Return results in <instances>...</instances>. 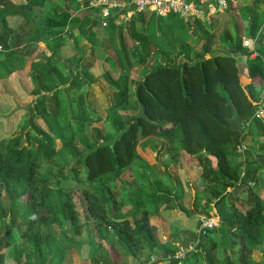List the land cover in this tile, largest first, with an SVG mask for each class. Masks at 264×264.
Returning <instances> with one entry per match:
<instances>
[{
  "label": "trees",
  "instance_id": "trees-1",
  "mask_svg": "<svg viewBox=\"0 0 264 264\" xmlns=\"http://www.w3.org/2000/svg\"><path fill=\"white\" fill-rule=\"evenodd\" d=\"M46 1L20 4L16 12L23 17L24 26L13 32L6 23L13 4L0 0V43L6 47L0 53V82L19 77L34 104L29 123L38 117L47 127L44 132L30 125L15 137H8L10 133L5 131L0 134V264L9 249L15 264H63L65 248L57 239L71 242L67 233L72 238L83 236L84 243L91 244L88 264H261L252 260V252L264 253V120L244 126L264 89V50L257 48V55L249 58L241 45L243 36L233 39L227 35L228 51L211 53L212 30L193 19V24H187L194 27L193 36L198 38L197 28L206 34L195 59L187 60L183 54L174 63L156 64L135 81L129 73H140L149 60L147 16L151 13L135 14L125 25L122 18L126 11H121L106 28L101 27L97 10L75 17L62 10L54 18L40 21L35 9ZM260 26L253 18L248 35L257 38L259 48L264 39V26L259 30ZM157 27L162 30L159 23ZM75 29L80 40L89 43L98 36H117L115 59L103 58L102 80L91 73L96 65L94 47L86 58H78L79 68L68 84L54 77L59 74L63 47ZM40 33L45 35L47 55L38 51ZM72 49L78 54L82 48L75 41ZM172 50L170 44L165 55L170 58ZM35 54L41 58L35 59ZM25 57L30 61V86L25 85ZM133 58L140 59V64L133 67ZM108 64L115 68V78L106 69ZM130 93L139 109L126 122L117 112L127 105ZM68 96H77L76 102ZM74 104L79 112L73 110ZM97 105L106 108V123L110 114L119 119L109 127L115 134L102 140L100 130L95 129L97 141L91 148L81 154L69 150L71 164L62 160V166L54 170L50 162L66 153L64 146L81 135L85 125L102 123L104 117L96 114ZM62 107H66L67 118L65 124L56 125V135L52 122L58 120ZM250 134L257 139V147L241 151ZM146 142H153L151 158L156 168L166 159L175 161L165 167L168 187L177 181L169 173L176 163L193 162L200 171L195 185L204 188L209 210L213 205L219 215L218 226L191 234L193 250L187 249L181 259H174V251L163 248L158 227L149 221L160 205L170 202L155 190L150 178L147 200L154 209L137 203L132 216L121 214L120 189L127 185L125 175L133 163L142 158L141 146ZM108 231L115 233V239ZM219 251L225 256L220 258Z\"/></svg>",
  "mask_w": 264,
  "mask_h": 264
},
{
  "label": "rangeland",
  "instance_id": "rangeland-1",
  "mask_svg": "<svg viewBox=\"0 0 264 264\" xmlns=\"http://www.w3.org/2000/svg\"><path fill=\"white\" fill-rule=\"evenodd\" d=\"M13 7H11V14L6 15V23L8 28L13 31H19L22 26H24L23 17L21 18L15 17L14 20L9 19L11 15H19L16 11L19 7V3L26 2L25 0H11ZM15 1V3H14ZM28 1V0H27ZM73 2H76L73 0ZM17 3V4H16ZM62 5V4H61ZM68 6V5H67ZM85 4L82 2L78 6L73 7L70 5L69 11L71 14L80 15L84 10ZM228 6L230 11V16L235 10L240 7L243 8L246 6V0H228ZM49 6L45 5L42 8H36V12L39 18L38 20L44 19L45 12L47 13ZM60 8V7H59ZM225 15V14H224ZM1 17V16H0ZM147 37L150 41V46L148 47L149 52V60L146 62L145 68L142 69L140 73H134L131 71L130 79L138 81L149 69L154 67L156 64H163L167 61L174 63L179 59V57L186 55L185 58L187 60L195 59V55L199 53V48L204 44L205 40H202V31L197 28L196 34L198 38L193 36L194 27L189 28L187 26L188 22L193 24V19L184 20L178 19L174 15H169L167 17H163L160 19H156L154 16H147ZM225 22V19L224 21ZM162 27V30H158L157 24ZM10 26V27H9ZM207 29H209L208 24L206 23ZM2 31L1 27V18H0V32ZM93 31H91L92 33ZM192 32V33H191ZM205 33V32H204ZM104 34V30L100 29V35ZM206 35V34H205ZM38 39L40 41H44L45 35H38ZM13 37V33L9 36V43ZM126 37V36H125ZM94 41L91 42L92 47H94L95 53V62L96 65L93 69H91V73L93 76L95 75L97 78L102 80L100 75V68L104 65L103 58L106 56L110 57L112 60L115 59L116 48L118 46L117 36L115 38L112 35L108 36H98ZM200 38V39H199ZM199 39V40H198ZM126 40H129L127 38ZM210 40L215 41L214 37H211ZM173 45V50L169 54L170 58L165 55L166 50L169 45ZM22 45L18 46L20 49ZM6 47L0 43V53H4ZM134 46L130 45V50H132ZM44 53L49 52L47 46L42 47ZM90 46H86L82 49L77 56L73 54V51L69 53H64L59 58V62L57 67L59 69V74L54 77L58 80L63 79L64 84H68L70 82L71 77L74 75V71L79 68V60L78 58L84 59L87 55H89ZM139 52V56L141 54V50L139 47L137 48ZM38 51H40L38 47ZM64 52V51H63ZM62 52V53H63ZM73 55V56H71ZM35 59H40V55L35 54ZM71 58V59H70ZM184 58V59H185ZM70 59V60H69ZM29 59L27 57L24 58L23 62V72L27 73L25 85L30 86L32 81L30 80V71H29ZM140 59L133 58V67L140 64ZM107 70H110L113 74L115 73V68L112 65L106 66ZM116 75L114 74V78ZM130 91L131 88H129ZM86 88H81V91L84 92ZM60 97V96H59ZM73 99V103L76 102L77 96H68ZM96 98H100L99 95L95 96ZM110 98V97H109ZM103 106L108 107V102L105 99H102ZM64 104V103H63ZM33 102L32 96L26 95L25 87L21 86V80L19 77H14L9 81L0 82V134L2 131L9 132L8 137L20 136L26 131H28L29 126H35L36 128L47 132V127L44 121L41 118L33 117L32 124L29 123L31 120V115L33 112ZM74 111L79 112L78 105L74 104ZM99 106V107H98ZM103 106L97 105L95 108L96 114L104 117L101 124L89 123L85 125L83 129V133L79 135L75 140L71 143H68L64 146L66 149V153H61L59 159H55L50 162V166L55 170L62 166V162L66 161L71 164L73 158L69 150H75L77 153H84L86 150L91 148L94 142L97 141V134L95 129H99V136L102 140L112 138L115 132H111L109 127L113 122H118L116 116L114 114H110L106 123L107 115L106 108L103 109ZM136 101L135 95L130 93L129 102L126 106L120 108V111L117 114L120 116L119 118L125 119L126 122L131 121V117L135 115L139 109ZM66 107H62L60 110V115L56 122H52L55 125V130L57 132L56 125L65 124L66 120ZM76 121V120H73ZM106 123V124H104ZM58 135V132L56 133ZM252 136H250L251 138ZM251 140H245L244 146L248 145L249 150H253L255 147L253 144H250ZM59 143V140L57 141ZM60 144V143H59ZM153 142H146L141 146V155L142 158L136 160L128 174L125 175L126 184L123 189H120L121 196L123 199L124 206L121 210V214L132 216L136 211L137 203L144 206V208L153 210L154 205L150 200H147L150 197V192L148 190V178H150L151 183L153 184L155 190L162 195L165 194L167 198L170 199L169 203H165L160 205L157 212H153L150 215L149 221L151 224H154L159 229V236H161L164 241L163 248L167 251L173 252L177 254V256H182L187 249H191V234L198 231L199 226L201 224V219L203 217H209V206L206 204V193L204 192L203 187H198L195 185V181L198 179L200 175V171L197 166L192 163L179 162L176 163L175 167L171 170V174H174L177 177V181H172L171 186H167L165 175V167L175 164L173 159H166L159 164V168L153 163V159L151 158V154L153 153L152 149ZM60 146V145H59ZM246 148V146H245ZM74 157V156H73ZM67 159V160H64ZM63 160V161H62ZM68 171V168L66 169ZM165 176V177H164ZM168 178V177H167ZM173 178V177H172ZM167 180V179H166ZM264 190V189H263ZM242 198L245 197L244 194L241 195ZM246 206V203L243 204V207ZM6 207V199L4 198L2 202V208ZM208 212V215H206ZM211 212V211H210ZM218 213V212H217ZM109 236L112 239H115V233L113 231H108ZM1 234V229H0ZM68 238L71 239V242L68 241L67 238L60 237L57 239V244H61V247L65 248L64 260L63 264H88V259L91 253V244L84 243L85 240L83 236L72 238L70 237L71 233H67ZM83 239V240H81ZM80 244V245H78ZM13 250L9 249L7 253L3 256L4 264H15L13 261ZM225 254L223 251H219V257H224ZM126 264H134L133 262H129ZM163 264V263H161ZM164 264H167L166 262Z\"/></svg>",
  "mask_w": 264,
  "mask_h": 264
},
{
  "label": "crops",
  "instance_id": "crops-1",
  "mask_svg": "<svg viewBox=\"0 0 264 264\" xmlns=\"http://www.w3.org/2000/svg\"><path fill=\"white\" fill-rule=\"evenodd\" d=\"M15 1L20 2L19 0H15ZM15 1H14V3H15ZM25 1L27 2V0H25ZM75 1H77V3L73 2V0H47L45 2L44 6L48 5L49 8L47 10V13L45 12V14H43V15L45 17L50 16V17L54 18V16H57L56 14H58V12H60L62 10H67L70 13L71 12V11H69L70 5L75 7V6H78L82 2L85 5L87 4V0H75ZM26 2H24V3H26ZM24 3H22V4H24ZM20 4L21 3H19L18 5H20ZM84 8L85 9L84 10L82 9L83 12L80 15H77V14L74 15V14L70 13L71 16L75 17V16H84L86 14H89L90 10H87L86 6H84ZM210 10H211V8L206 7L205 8V16L203 18L197 19V20H200L204 24L207 23L209 30H212V32H213L212 37H214L216 39L215 41H213L214 44L211 47V53H215V52L226 53L228 51L227 43H229V40L226 38L227 35H229L233 39L236 38V36H238V35L243 36L242 41H241V45H242V48L249 54V58H251V57L254 58L257 55V48L261 49L262 51L264 50V39L259 43L260 44V48H259L256 45L257 38L252 37V36H248L249 30H250V24H251V21L253 20V18L254 19L256 18L257 22H259V24L261 25L259 30H261L264 26V16L261 15L264 13V0H246V6L243 8L238 7L235 10V12L231 14V16H230L229 8L227 11H225L223 13H215V14H211ZM15 17H17L19 19L22 16L11 15L9 17V19L14 20ZM224 19H225V22H223ZM21 20H22V18L20 19V21ZM190 28H192V27H190ZM205 28H206V30H208L207 26H205ZM65 31H68V29H65ZM201 31H202V38L201 39L205 40L204 31L202 29H201ZM78 33L79 32L76 29L73 31L72 37L68 38V40L65 44V47H63L62 51H64V52L62 54L69 53L70 51H73V54L76 55L77 54V52H75L76 49H72V47H74V45H75V41L79 43V46H81L82 49L86 46H90V47L92 46L91 43L85 42L83 39L80 40V36ZM250 39L253 40L254 50L249 53L243 47V42H244V40H250ZM37 44H38L40 51H43L42 47L45 48V46H46L45 42L40 41ZM82 49H81V51H82ZM81 51H79V52H81ZM89 52H90V50H89ZM47 54H49V53H47ZM71 56H73V55H71ZM29 63H30V61H29ZM28 67H29V65H28ZM26 74L27 73H25L24 76H26ZM26 78H27V76H26ZM253 131H254V128H252V133H253ZM250 136H252V137L250 138ZM248 139L251 140L249 143L253 144L254 147L256 148L257 147V139L253 138V134L246 136V140H248ZM245 146H246V148H249L248 145H245ZM262 197L264 198V190L262 192ZM210 206L212 207V209L209 210V214L211 215V213H213L214 211L217 213V210L214 208V206L213 205H210ZM218 217H219V215H218ZM196 232H197V230H196ZM252 260L255 263L264 264V253H263V251L255 249L252 252Z\"/></svg>",
  "mask_w": 264,
  "mask_h": 264
},
{
  "label": "built area",
  "instance_id": "built-area-1",
  "mask_svg": "<svg viewBox=\"0 0 264 264\" xmlns=\"http://www.w3.org/2000/svg\"><path fill=\"white\" fill-rule=\"evenodd\" d=\"M211 8V14L223 13L228 10V0H87V10H97L99 14L100 25L106 28L110 20L119 12L126 11L123 16L125 25L135 14L144 12L157 18L174 15L178 19H201L205 16V8ZM243 47L250 53L254 50L253 40H244ZM264 120V89L262 90L257 101L255 112L251 120L244 126L248 128L251 121ZM241 151H245V146L241 147ZM219 225L218 214L214 211L209 217H203L198 229V234L207 229H213ZM193 247L191 248L192 251ZM183 255L173 256L174 259H181ZM170 259V257H168Z\"/></svg>",
  "mask_w": 264,
  "mask_h": 264
}]
</instances>
